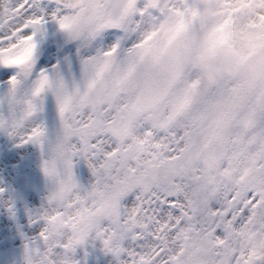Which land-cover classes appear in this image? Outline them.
<instances>
[{"label":"snow or ice","instance_id":"1","mask_svg":"<svg viewBox=\"0 0 264 264\" xmlns=\"http://www.w3.org/2000/svg\"><path fill=\"white\" fill-rule=\"evenodd\" d=\"M0 129L53 181L25 258L264 264V0H0Z\"/></svg>","mask_w":264,"mask_h":264},{"label":"flooded vegetation","instance_id":"2","mask_svg":"<svg viewBox=\"0 0 264 264\" xmlns=\"http://www.w3.org/2000/svg\"><path fill=\"white\" fill-rule=\"evenodd\" d=\"M17 140L0 129V187L4 189L0 192V264H24L25 245L38 236L42 226L34 217L47 203L53 186L41 168L40 146ZM73 173L82 186L92 180L83 158H74ZM77 258L81 264H114V258L103 251L99 241L86 242L78 249Z\"/></svg>","mask_w":264,"mask_h":264},{"label":"clouds","instance_id":"3","mask_svg":"<svg viewBox=\"0 0 264 264\" xmlns=\"http://www.w3.org/2000/svg\"><path fill=\"white\" fill-rule=\"evenodd\" d=\"M91 215L92 212L90 209L81 205H77L68 212L65 223L68 227L75 228L77 224H86L89 221ZM24 264H40V258L35 253L29 254L25 258Z\"/></svg>","mask_w":264,"mask_h":264},{"label":"water","instance_id":"4","mask_svg":"<svg viewBox=\"0 0 264 264\" xmlns=\"http://www.w3.org/2000/svg\"><path fill=\"white\" fill-rule=\"evenodd\" d=\"M60 40H61V37H60V33H56L54 35H52L50 38H48L44 44H51L52 46H56L58 48L59 44H60Z\"/></svg>","mask_w":264,"mask_h":264},{"label":"rangeland","instance_id":"5","mask_svg":"<svg viewBox=\"0 0 264 264\" xmlns=\"http://www.w3.org/2000/svg\"><path fill=\"white\" fill-rule=\"evenodd\" d=\"M55 31H57V29L55 28V26H49V27L46 29V33H45V36H44L43 40L46 38L47 35H49V34L55 32ZM55 51H56V50L53 48V52H54V53H55Z\"/></svg>","mask_w":264,"mask_h":264}]
</instances>
